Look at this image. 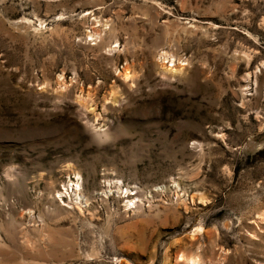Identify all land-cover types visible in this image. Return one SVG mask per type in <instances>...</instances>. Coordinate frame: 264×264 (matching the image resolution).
<instances>
[{
  "label": "rangeland",
  "instance_id": "374dc122",
  "mask_svg": "<svg viewBox=\"0 0 264 264\" xmlns=\"http://www.w3.org/2000/svg\"><path fill=\"white\" fill-rule=\"evenodd\" d=\"M198 256L264 264V0H0V264Z\"/></svg>",
  "mask_w": 264,
  "mask_h": 264
},
{
  "label": "bare ground",
  "instance_id": "6f19581e",
  "mask_svg": "<svg viewBox=\"0 0 264 264\" xmlns=\"http://www.w3.org/2000/svg\"><path fill=\"white\" fill-rule=\"evenodd\" d=\"M169 71L171 72L172 70H169ZM172 72H176V71H172ZM188 260L191 261V262H193V263H197V264H199L201 262V258L199 256L198 257L190 258Z\"/></svg>",
  "mask_w": 264,
  "mask_h": 264
}]
</instances>
